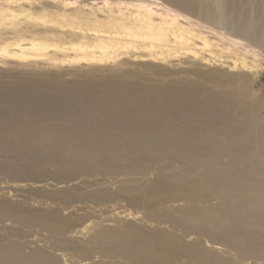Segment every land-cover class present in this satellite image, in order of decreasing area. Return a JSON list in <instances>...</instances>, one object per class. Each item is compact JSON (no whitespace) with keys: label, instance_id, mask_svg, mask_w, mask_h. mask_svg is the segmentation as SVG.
I'll use <instances>...</instances> for the list:
<instances>
[{"label":"bare ground","instance_id":"6f19581e","mask_svg":"<svg viewBox=\"0 0 264 264\" xmlns=\"http://www.w3.org/2000/svg\"><path fill=\"white\" fill-rule=\"evenodd\" d=\"M165 1L189 14H194L198 7L195 0ZM154 15L155 11L150 10L148 20L131 26L120 21L95 26L98 29L90 28L92 33L87 39L109 38L115 42L111 40L119 34L137 36L134 29H139L145 35L143 39L166 47L171 30L158 25ZM242 19L235 21L237 25L233 23L238 34L248 23ZM206 37L202 39L203 46L209 50ZM131 41L128 38L124 46ZM115 44L111 46L115 48ZM95 47L108 49L101 43ZM37 48L44 52L46 47L41 44ZM246 51L256 55L254 50ZM86 56L92 60L115 58L108 54ZM147 70L154 72L158 80L143 82L135 74L114 73L102 80L89 77L70 83L53 81L52 85L58 89L55 94H47L48 84L37 80L25 79L9 89L0 88V153L4 157L0 173L17 176L25 172V176L32 178L48 168L55 171L58 184L77 179V171L82 176L98 173L112 180L123 177L116 192L86 191L68 197L69 190L59 191L62 208L75 201L99 206L125 200L128 206L142 211L147 223L169 226L174 231L160 226L147 230L120 223L114 228L99 227L88 244L80 246L67 235L81 221L64 217L59 209L23 214L0 203V221L39 226L51 239L59 240L60 244L55 243L52 250L70 252L77 263L238 264L235 258L247 261L264 244V236L259 232L264 226V160L259 157H264V134L249 114L261 102L255 94L247 92V85L241 86L245 91L216 93L186 78L173 80L181 82L176 83L178 87L170 86L162 79L168 73L155 67ZM199 72L194 75L204 81L222 77L221 83L228 85L232 79L214 70ZM58 103L63 106L53 113L61 111L58 114L68 115L71 120L79 117L76 121L85 123L89 134L79 129L80 124L56 126L53 122L57 120L45 115L51 113L50 106L45 113V104ZM127 145L129 159L113 156L122 152V148L125 151ZM13 148H17V154L33 151L43 158L35 163L26 157L15 161L10 155ZM168 155L179 157L190 166L198 164L202 171L197 175H191L187 169L182 173L177 168L170 173L165 167L156 171L157 166L165 163L161 159ZM192 155L199 158L198 163L193 160L195 157L191 159ZM225 160L229 162L227 165ZM153 173L146 186L130 179ZM85 230L88 232L90 228ZM14 235L24 236L21 230L12 231L11 236ZM192 236L197 239L188 242L186 239ZM202 239L219 246L227 257L209 252ZM22 249L23 245L16 241L0 239V264H61L58 258L41 250L26 254ZM95 257L98 262H92Z\"/></svg>","mask_w":264,"mask_h":264},{"label":"rangeland","instance_id":"374dc122","mask_svg":"<svg viewBox=\"0 0 264 264\" xmlns=\"http://www.w3.org/2000/svg\"><path fill=\"white\" fill-rule=\"evenodd\" d=\"M195 1L198 5L197 10L194 14H189L165 0H0V88L3 89L5 86L9 89L16 82L25 79L37 80L48 84L47 94H55L58 93V89L52 85L53 81L70 83L86 81L89 77L102 80L106 75L114 73L135 74L143 78V82L154 81L156 75L147 69L155 67L169 74L162 79L170 86L178 87L176 83L181 82L173 83V80L184 78L194 85L205 86L216 93L237 92L240 91L242 84L247 85V92L255 94L256 99L262 104L249 114L264 134V0ZM167 8L171 11L168 12ZM150 10L155 11L153 17L158 25L169 27L171 30V40L166 47L161 48L162 46L155 41L152 45L151 41L143 39L145 35L139 29H134L137 36L119 34L111 40L115 42H110L109 38L92 41L87 39L89 33H92L89 32L90 28L98 29L95 26L116 21L129 26L135 25L140 20H148ZM240 18L248 23L241 34H238V29L233 23ZM205 36L210 43L209 50H205L203 46L202 39ZM128 38L132 41L125 47ZM229 38L239 40L243 44L236 45ZM99 43L108 49L96 48L95 45ZM111 43H116V47L113 48ZM41 44L46 47L44 52L37 48ZM246 50H254L256 55ZM88 53L99 57L108 54L115 58L92 60L86 56ZM213 70L222 76L232 77L230 83L228 85L221 83V76L220 79L217 77L204 81L194 75V72L207 73ZM62 106L59 103L45 104V113L48 108L51 109V113L45 115H50L51 119L55 118L58 121L53 122L56 126L80 124L79 129L89 134L87 125L76 121L80 119L79 117H73L75 120H71L68 115L58 114L61 111L53 113V110ZM86 147L88 149V146ZM127 148L129 145L125 147V151L122 148V152L113 156L122 160L129 159L126 155ZM16 150L17 148H13L10 154L14 156L15 161L26 157L29 162L35 163L43 158L42 154L33 151L26 150L25 155L24 152L20 155L15 152ZM104 151L109 152L107 149ZM2 156L3 153H0V162L4 158ZM259 157L264 160V157ZM118 159L116 160L119 161ZM191 159L199 162V158L194 155ZM161 161L165 163L157 166L156 171L163 167L167 173L173 172L174 168L181 170L182 173L187 169L191 175H197L202 171L198 164L187 165V162L179 157L168 155ZM223 162L225 165L229 163L228 160ZM54 173L55 171L48 168L44 172H37L32 178H28L30 175L25 176V172L17 176L6 172L0 173V203L16 208L23 214H27L25 213L27 211L47 212L59 209L64 217L79 219L81 221L79 226L67 235V238L78 242L80 246H86L99 227L114 228L120 223L134 224L147 230L160 226L174 231L169 226L147 223L143 219L142 211L128 206L125 200L99 206L75 201L76 203L72 202L70 206L62 208L63 201L59 200V191L69 190L68 197L86 191L95 193L107 189L116 192L122 181L119 179L123 177L112 180L98 173L82 176L77 171L75 175L77 179L68 184H58ZM153 175L154 173L130 179L138 180L140 184L146 186L147 182L153 179ZM255 175L258 176L259 173L256 172ZM96 224L98 226H95ZM87 228H90L88 232L85 230ZM15 230H21L24 236H11V232ZM259 232L264 236V226ZM0 239L22 244V250L26 254L41 250L58 258L61 264H91L77 263L72 260L70 252L52 250L55 243L60 244L59 240L51 239L48 233L41 231L36 225L14 224L10 220L0 221ZM195 239L197 237L192 236L186 240L193 242ZM201 242L209 252L225 256L219 250V246L205 239ZM252 256L247 261H240L237 258L235 261L238 264H264V244L262 250L252 253ZM98 261L99 258L95 257L92 262Z\"/></svg>","mask_w":264,"mask_h":264}]
</instances>
